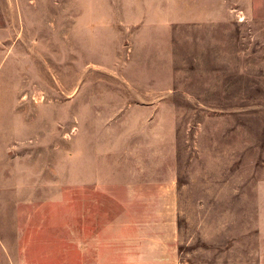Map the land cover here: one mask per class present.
I'll return each mask as SVG.
<instances>
[{
  "label": "rangeland",
  "instance_id": "rangeland-1",
  "mask_svg": "<svg viewBox=\"0 0 264 264\" xmlns=\"http://www.w3.org/2000/svg\"><path fill=\"white\" fill-rule=\"evenodd\" d=\"M161 1L0 0V264H264V0Z\"/></svg>",
  "mask_w": 264,
  "mask_h": 264
},
{
  "label": "crops",
  "instance_id": "crops-1",
  "mask_svg": "<svg viewBox=\"0 0 264 264\" xmlns=\"http://www.w3.org/2000/svg\"><path fill=\"white\" fill-rule=\"evenodd\" d=\"M255 0H162L163 11L170 12L169 19H197L206 20L182 21L178 23H214L221 21V14L225 11L229 15L230 10L236 7L242 12L241 7L252 5ZM171 24V23H170Z\"/></svg>",
  "mask_w": 264,
  "mask_h": 264
}]
</instances>
